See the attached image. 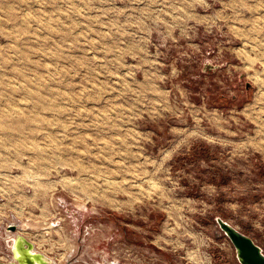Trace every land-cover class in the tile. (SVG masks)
Returning a JSON list of instances; mask_svg holds the SVG:
<instances>
[{
  "label": "rangeland",
  "instance_id": "obj_1",
  "mask_svg": "<svg viewBox=\"0 0 264 264\" xmlns=\"http://www.w3.org/2000/svg\"><path fill=\"white\" fill-rule=\"evenodd\" d=\"M217 217L264 251V0H0V260L240 264Z\"/></svg>",
  "mask_w": 264,
  "mask_h": 264
},
{
  "label": "water",
  "instance_id": "obj_2",
  "mask_svg": "<svg viewBox=\"0 0 264 264\" xmlns=\"http://www.w3.org/2000/svg\"><path fill=\"white\" fill-rule=\"evenodd\" d=\"M247 88H249V85ZM216 222L220 230L234 246L240 264H264V251L254 239L221 217H217ZM29 245L30 244L26 242L27 248ZM22 257L20 264H31V259L27 254L23 253ZM0 264L13 263H6L0 260Z\"/></svg>",
  "mask_w": 264,
  "mask_h": 264
},
{
  "label": "bare ground",
  "instance_id": "obj_3",
  "mask_svg": "<svg viewBox=\"0 0 264 264\" xmlns=\"http://www.w3.org/2000/svg\"><path fill=\"white\" fill-rule=\"evenodd\" d=\"M7 236L8 238H12V244L10 245L11 259L8 263L20 264L23 258L22 254L25 253L31 259V264H56L48 256L37 251L34 245L21 234L10 235L7 232ZM26 242L30 244L28 248Z\"/></svg>",
  "mask_w": 264,
  "mask_h": 264
}]
</instances>
